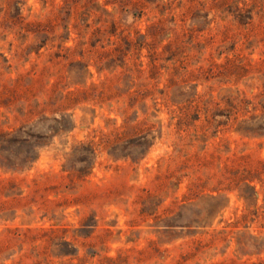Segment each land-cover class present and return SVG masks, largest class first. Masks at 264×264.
I'll return each mask as SVG.
<instances>
[{"label": "rangeland", "instance_id": "1", "mask_svg": "<svg viewBox=\"0 0 264 264\" xmlns=\"http://www.w3.org/2000/svg\"><path fill=\"white\" fill-rule=\"evenodd\" d=\"M75 1L0 0V264H264V0Z\"/></svg>", "mask_w": 264, "mask_h": 264}, {"label": "trees", "instance_id": "2", "mask_svg": "<svg viewBox=\"0 0 264 264\" xmlns=\"http://www.w3.org/2000/svg\"><path fill=\"white\" fill-rule=\"evenodd\" d=\"M82 0H76L75 2H76V4H78V3H80ZM146 1H150V0H146ZM74 2V3H75ZM221 4L222 5H225L226 4V0H224V1H222L221 2ZM254 5H255V1H254ZM245 6V5H244ZM84 7V6H83ZM12 11H16L15 10V8H13L12 9ZM250 10H248V9H238V17H243V15L244 14H246V13H249V15H250ZM71 16V14H70V11H69V14H68V18ZM251 18H249V20H250ZM11 21L12 22H14V24H16V23H20L21 24V21H20V18H11ZM241 24V23H240ZM245 24H247V23H245ZM244 25V24H243ZM78 26L79 25H76V28L78 29ZM48 28H49V30H53V26H47ZM46 29H45V26H43V29H42V32H44ZM46 33V32H45ZM101 34V32H100V30H95V32H93V36L94 37H97V36H99ZM68 50V49H67ZM263 65H264V62H263ZM231 107V106H230ZM233 109H234V107H232ZM227 113H228V119H229V117L231 116V110L230 111H227ZM262 120V118L261 119H258V117H251L250 118V120L248 121V122H246V121H242L241 123H240V125H239V127H238V131L239 132H253L255 129H252L251 128V130H248L247 129V127L248 126H252L253 124H256V123H258L259 121H261ZM258 130H264V126L262 127V128H258ZM250 175V173L249 172H247L246 173V177H248ZM241 176H243V173L241 174ZM242 180H245L244 178L243 179H239V182H241ZM252 189H254V188H252Z\"/></svg>", "mask_w": 264, "mask_h": 264}]
</instances>
